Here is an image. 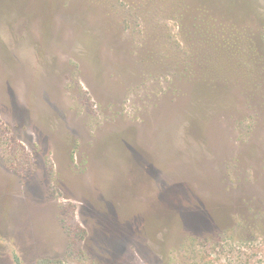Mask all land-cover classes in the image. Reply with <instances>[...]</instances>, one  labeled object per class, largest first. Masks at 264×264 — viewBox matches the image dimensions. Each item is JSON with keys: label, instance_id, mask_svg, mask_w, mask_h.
I'll list each match as a JSON object with an SVG mask.
<instances>
[{"label": "rangeland", "instance_id": "obj_1", "mask_svg": "<svg viewBox=\"0 0 264 264\" xmlns=\"http://www.w3.org/2000/svg\"><path fill=\"white\" fill-rule=\"evenodd\" d=\"M264 264V0H0V264Z\"/></svg>", "mask_w": 264, "mask_h": 264}, {"label": "flooded vegetation", "instance_id": "obj_2", "mask_svg": "<svg viewBox=\"0 0 264 264\" xmlns=\"http://www.w3.org/2000/svg\"><path fill=\"white\" fill-rule=\"evenodd\" d=\"M13 263L14 264H17V261L19 262V264H21V260H20V257H19V255L15 252V253H13Z\"/></svg>", "mask_w": 264, "mask_h": 264}, {"label": "trees", "instance_id": "obj_3", "mask_svg": "<svg viewBox=\"0 0 264 264\" xmlns=\"http://www.w3.org/2000/svg\"><path fill=\"white\" fill-rule=\"evenodd\" d=\"M17 264H19V262L17 261Z\"/></svg>", "mask_w": 264, "mask_h": 264}]
</instances>
